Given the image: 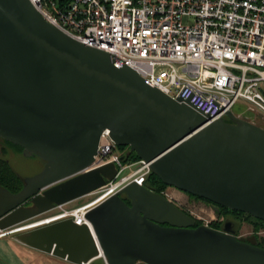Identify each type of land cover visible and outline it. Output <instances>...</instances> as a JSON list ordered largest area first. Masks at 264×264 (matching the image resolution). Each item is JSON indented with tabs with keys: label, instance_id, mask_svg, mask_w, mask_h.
<instances>
[{
	"label": "water",
	"instance_id": "95a60500",
	"mask_svg": "<svg viewBox=\"0 0 264 264\" xmlns=\"http://www.w3.org/2000/svg\"><path fill=\"white\" fill-rule=\"evenodd\" d=\"M209 121L58 31L28 0H0V138L45 162L19 193L0 187V233L112 181L111 162L85 171L105 130L166 186L264 222V129ZM83 217L80 226L67 218L14 240L72 264L97 257L106 264H264L253 236L236 237L229 223L218 231L194 227L163 195L135 182Z\"/></svg>",
	"mask_w": 264,
	"mask_h": 264
},
{
	"label": "built area",
	"instance_id": "2783aa9c",
	"mask_svg": "<svg viewBox=\"0 0 264 264\" xmlns=\"http://www.w3.org/2000/svg\"><path fill=\"white\" fill-rule=\"evenodd\" d=\"M28 1L58 31L107 53L116 69L128 67L167 97L188 101L209 122L240 102L242 112L234 118L264 129L258 125L264 124V0ZM98 141L85 171L111 162L115 178L95 191L100 195L93 203L39 225L72 218L80 226L87 210L125 187L127 179L114 184L123 163L111 155L116 146L109 130ZM139 162L129 182L140 186L151 172Z\"/></svg>",
	"mask_w": 264,
	"mask_h": 264
},
{
	"label": "rangeland",
	"instance_id": "374dc122",
	"mask_svg": "<svg viewBox=\"0 0 264 264\" xmlns=\"http://www.w3.org/2000/svg\"><path fill=\"white\" fill-rule=\"evenodd\" d=\"M240 104L242 103L239 102V104H237L232 109L231 117L228 118L224 116L221 118V120L226 123L235 122L234 116L241 113L243 109ZM258 125L264 126L262 121H259ZM6 142L7 141L0 138V160H4L8 162L13 172L17 174V176H19V178L23 183H27L28 181L32 180L34 177L42 173V171L44 170L45 162L41 158H39L35 153L24 154L23 151H19L18 149H15V147L7 144ZM128 153H132L129 150V147L124 146L122 147V149H120V147H115L111 155L119 156L121 158L122 156L127 155ZM140 167H141L140 162H134V161L125 162L124 164H122L120 168L122 169L121 174L114 181V184L122 180L125 181V179H127L121 185L122 188L131 179L137 177L133 175L140 170ZM150 174L151 173L145 176V180L150 176ZM156 186L159 187L160 194L163 195L167 200H169L183 214L190 216L194 220L196 226L203 225L207 227L213 223H216L217 220L220 219V217L214 213L212 204H209L202 199L201 200L196 199L187 193L185 194L183 192L178 191L173 187H162L158 184H156ZM99 195L100 193L98 192L92 193L90 195L80 198L79 200L69 202L68 204H65V206L58 207L47 214L36 217L34 220L23 224V226L26 225L25 228L14 230L12 231V233L6 234L4 237H0V239L2 238L0 241V245L2 244L1 242L2 241L5 242L6 239L8 241H13L14 243H17L14 240V237L16 236L17 233H20L22 230L33 229L41 225L44 226V224L46 223L43 222L39 225L38 222L50 219V217L61 214L65 211L76 210L82 206L91 204L95 201V199L99 197ZM125 196H126L125 194H122L120 197L124 201L130 203V201H128ZM240 219L242 220V223L240 225H238V222L234 218L229 219V222L232 223V228H234L235 231L238 230L237 237L239 236L245 239L253 236L256 239V242H258V245L261 247V249L264 250V222L263 223L259 222L253 217L247 218L245 215H240ZM29 224L31 225L33 224V225L30 226ZM18 245L20 246L21 244ZM31 252L34 255H41V256L43 255V253L37 250L36 251L32 250ZM0 264H9V262L7 261L6 258L4 259V257L2 258V256L0 255Z\"/></svg>",
	"mask_w": 264,
	"mask_h": 264
},
{
	"label": "trees",
	"instance_id": "16d2710c",
	"mask_svg": "<svg viewBox=\"0 0 264 264\" xmlns=\"http://www.w3.org/2000/svg\"><path fill=\"white\" fill-rule=\"evenodd\" d=\"M7 144L15 147V149H18L19 151L22 150V148H20L19 146H15L13 144H10L9 142H6ZM120 149H122V147H120ZM123 159V164L127 161H134V162H139L140 161V157H138V155H136L135 153H128L127 155H124L121 157ZM151 183H150V181ZM156 184L162 186V187H168L166 186L165 184H163L156 175L154 174H150V176L145 180V182L143 183V185H145L147 188H149L150 190H152L153 192L155 193H159L160 194V189L158 186H156ZM0 187L3 189H7L9 190L11 193L13 194H17L19 193V191H21L22 189V181L21 179L19 178V176H17V174H15L11 168V166L9 165L8 162L4 161V160H0ZM190 195V194H189ZM196 199H199V200H204L205 202L211 204L210 202H208L207 200L203 199V198H197L193 195H190ZM219 208L221 209H224L230 213H236V214H240V215H245L247 218L248 217H252L250 216L249 214L246 215V214H243V213H240V212H236V211H230L224 207H221V206H218ZM238 225L239 223L242 222V220L240 218H238ZM257 220V219H256ZM259 221V220H257ZM261 222V221H259ZM263 223V222H262ZM259 248H261L259 245H258Z\"/></svg>",
	"mask_w": 264,
	"mask_h": 264
},
{
	"label": "crops",
	"instance_id": "0c3cea01",
	"mask_svg": "<svg viewBox=\"0 0 264 264\" xmlns=\"http://www.w3.org/2000/svg\"><path fill=\"white\" fill-rule=\"evenodd\" d=\"M2 239V238H1ZM0 239V241H1ZM0 252L2 258H6L9 264H66L67 262L55 258L53 256L46 255H34L32 254V249L24 246L18 245V243H14L13 241L1 242ZM106 264L102 257H97V259L92 260L89 264Z\"/></svg>",
	"mask_w": 264,
	"mask_h": 264
},
{
	"label": "flooded vegetation",
	"instance_id": "af4514ba",
	"mask_svg": "<svg viewBox=\"0 0 264 264\" xmlns=\"http://www.w3.org/2000/svg\"><path fill=\"white\" fill-rule=\"evenodd\" d=\"M21 151H22V150H21ZM21 153H22V152H21ZM126 203H127L128 205L130 204V203H128L127 201H126ZM212 208H213L214 213L220 217V219H219L220 221L217 220L216 223H213V224H211L210 226H207V227L210 228V229H213V230L218 231V230H222L223 227H224L227 223H229V224H230V227H229V228H231L232 231L235 232V235H236V237H237V231H238V230L235 231L234 228H232V223L229 222V219L234 218V219L238 222V220H239L238 218H240V214L230 213V212H228V211H226V210H224V209L219 208L218 206L214 208L213 205H212ZM241 223H242V222H241ZM241 223H239V225H240ZM162 226H164V227H168L167 225H162ZM194 227H198V226H196V225L194 224ZM238 237H239V236H238ZM257 246H258V242H257ZM66 262H67V261H66ZM66 264H72V263L67 262Z\"/></svg>",
	"mask_w": 264,
	"mask_h": 264
},
{
	"label": "bare ground",
	"instance_id": "6f19581e",
	"mask_svg": "<svg viewBox=\"0 0 264 264\" xmlns=\"http://www.w3.org/2000/svg\"><path fill=\"white\" fill-rule=\"evenodd\" d=\"M10 233H12V231L11 232H8L7 234H10ZM6 235V233L4 234V233H0V237H4Z\"/></svg>",
	"mask_w": 264,
	"mask_h": 264
}]
</instances>
